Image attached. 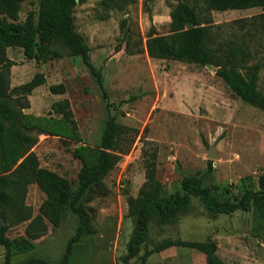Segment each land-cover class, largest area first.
I'll use <instances>...</instances> for the list:
<instances>
[{
  "label": "rangeland",
  "instance_id": "obj_1",
  "mask_svg": "<svg viewBox=\"0 0 264 264\" xmlns=\"http://www.w3.org/2000/svg\"><path fill=\"white\" fill-rule=\"evenodd\" d=\"M39 0L22 4L20 20L29 10H38ZM179 1L137 0L124 8L103 10L101 0H86L74 8L76 30L90 47V60L102 70L106 96L80 57L64 56L37 62L27 59L19 48H8L14 61L10 85L25 83L36 73L45 82L28 96L33 115L61 114L52 110L56 101L67 99L76 122L77 139L38 135L32 148L41 167L77 184L81 162L73 157L74 147L100 142L104 122L114 116L124 126L120 138V161L104 179L106 195L93 198L90 224L94 233L72 244L68 264H123L135 221L128 214L127 199L137 196L145 181L146 161L155 155V175L166 193L182 191L185 175L203 177V185L218 199L239 198L246 189H257L264 174V111L242 101L216 74V67L171 59L153 58L145 51L153 25L158 34L170 32V13ZM264 12V7L211 11L222 39H242L238 19ZM264 32L253 31L244 39L252 53L247 64L258 67V89L264 93ZM62 83L65 92L53 94L49 86ZM213 150L215 158L207 156ZM209 161L212 163L209 169ZM46 195L37 184L28 186L26 204L33 216L39 213ZM45 233L34 242V250L15 256L11 264L31 257L48 264H61L78 217L66 210L55 224L43 216ZM27 222L12 226L7 235L25 233ZM165 239L217 242V255L224 264H264V219L254 209L231 214L208 211L198 197L179 215L177 222H150L146 241L130 264H139L145 249ZM207 264L196 249L174 246L155 252L145 264ZM0 264L4 247L0 245Z\"/></svg>",
  "mask_w": 264,
  "mask_h": 264
},
{
  "label": "trees",
  "instance_id": "obj_2",
  "mask_svg": "<svg viewBox=\"0 0 264 264\" xmlns=\"http://www.w3.org/2000/svg\"><path fill=\"white\" fill-rule=\"evenodd\" d=\"M28 0H0V214L5 223L0 226V245L4 247V264H11L19 254L35 249V239L46 231L43 216L57 224L63 213L70 210L78 217L75 234L70 239L61 264H68L72 244L94 233L90 224L93 198L108 192L104 179L120 161L123 151L120 138L124 126L114 116H108L97 146L82 144L72 150L73 157L81 162L77 184L55 171L41 167L33 147L38 135H52L75 140L76 122L67 99L56 101L52 110L61 114L33 115L25 113L30 107L28 96L45 82L43 73H36L25 83L11 86V67L15 64L7 55L8 48H19L27 59L47 62L64 56L80 57L94 76L106 96L102 70L90 60V47L74 23V8L86 0H39L38 10H29L20 20L22 4ZM137 0H101L103 10L124 8ZM264 7V0H195L193 4L179 1L170 13V32L158 34L152 25L147 36L145 51L150 57L171 59L201 66L216 67V74L242 101L264 111V93L258 89V67L248 65L252 53L244 37L253 31L264 32V12L245 19H238L237 26L244 31L242 39H222L221 28L214 25L211 11L244 10ZM189 23L193 27L187 28ZM264 36V34H263ZM53 94L65 92L62 83L49 86ZM209 161V169L212 168ZM38 185L46 195L38 214L33 216L26 204L28 186ZM257 189H246L239 198L218 200L203 185V177L185 175L181 180L182 191L166 193L155 175V155L145 166V181L137 196H129L128 214L135 221L123 264L137 256L145 243L150 222L172 224L186 211L193 197H198L205 208L213 213L231 214L235 211H255L264 219V174L258 177ZM27 222L25 233L10 237V227ZM182 246L193 248L205 255L207 264H224L217 255L215 240L165 239L150 249H145L142 261L155 252ZM19 264H48L31 257ZM168 264V263H153Z\"/></svg>",
  "mask_w": 264,
  "mask_h": 264
},
{
  "label": "water",
  "instance_id": "obj_3",
  "mask_svg": "<svg viewBox=\"0 0 264 264\" xmlns=\"http://www.w3.org/2000/svg\"><path fill=\"white\" fill-rule=\"evenodd\" d=\"M76 1L78 2V0H76ZM193 26H194L193 23H189V24L187 25V28H191V27H193ZM207 156H208V158H209L210 160H212V159L215 158V154H214V152H213L212 149L208 151ZM4 223H5V219H4V217L0 214V226H2Z\"/></svg>",
  "mask_w": 264,
  "mask_h": 264
},
{
  "label": "crops",
  "instance_id": "obj_4",
  "mask_svg": "<svg viewBox=\"0 0 264 264\" xmlns=\"http://www.w3.org/2000/svg\"><path fill=\"white\" fill-rule=\"evenodd\" d=\"M35 90V89H34Z\"/></svg>",
  "mask_w": 264,
  "mask_h": 264
}]
</instances>
